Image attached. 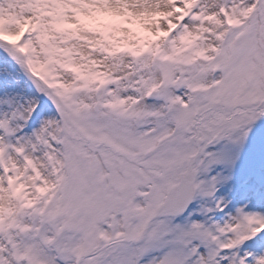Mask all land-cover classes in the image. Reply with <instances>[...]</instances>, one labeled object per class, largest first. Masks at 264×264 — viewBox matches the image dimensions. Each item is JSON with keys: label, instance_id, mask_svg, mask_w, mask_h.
Instances as JSON below:
<instances>
[{"label": "snow or ice", "instance_id": "obj_1", "mask_svg": "<svg viewBox=\"0 0 264 264\" xmlns=\"http://www.w3.org/2000/svg\"><path fill=\"white\" fill-rule=\"evenodd\" d=\"M0 264H264V0H0Z\"/></svg>", "mask_w": 264, "mask_h": 264}]
</instances>
